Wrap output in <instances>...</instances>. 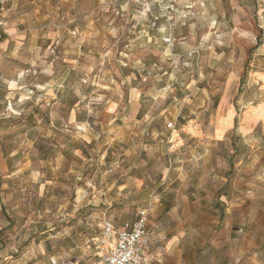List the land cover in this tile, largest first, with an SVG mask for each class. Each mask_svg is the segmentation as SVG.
Masks as SVG:
<instances>
[{
    "label": "rangeland",
    "instance_id": "1",
    "mask_svg": "<svg viewBox=\"0 0 264 264\" xmlns=\"http://www.w3.org/2000/svg\"><path fill=\"white\" fill-rule=\"evenodd\" d=\"M261 102L264 0H0V264H96L147 207L151 264H264Z\"/></svg>",
    "mask_w": 264,
    "mask_h": 264
},
{
    "label": "built area",
    "instance_id": "2",
    "mask_svg": "<svg viewBox=\"0 0 264 264\" xmlns=\"http://www.w3.org/2000/svg\"><path fill=\"white\" fill-rule=\"evenodd\" d=\"M172 127V124L168 125ZM149 207L138 210L135 219L116 228L110 220L102 222L101 256L96 264H150ZM112 238L111 243L107 240ZM51 264L59 263L51 259Z\"/></svg>",
    "mask_w": 264,
    "mask_h": 264
},
{
    "label": "crops",
    "instance_id": "3",
    "mask_svg": "<svg viewBox=\"0 0 264 264\" xmlns=\"http://www.w3.org/2000/svg\"><path fill=\"white\" fill-rule=\"evenodd\" d=\"M255 76H256V73L253 74V78L255 80ZM18 81H19V78H12L10 80H8V83L11 84V86H14V87H11L10 89H8L9 91H19L21 90L19 87V84H18ZM25 100H27L29 97L25 96L24 97ZM236 114H234L232 116V120H231V126L233 128V124H234V118H235ZM171 124V123H168V125ZM258 125H261L262 127V138L264 140V103H257V104H253L249 107H246L241 109V114L239 116V128L238 130L240 132H244V133H251L253 132V130L256 128V126ZM168 128H170L168 126ZM105 220H110V219H106V218H103L102 222L105 221ZM112 223L113 221L110 220ZM102 224V223H101ZM114 225V224H113ZM116 228H119L121 227L120 226H116L114 225ZM148 229H149V232H150V247H149V254H150V258H153L151 256V251H152V247H153V237H152V224L150 222V220H148ZM102 238V236H101ZM101 238L97 240V249H98V258L101 256V244H100V241H101ZM109 243H111L112 241V238L108 239L107 240ZM152 263V259H151V262L150 264Z\"/></svg>",
    "mask_w": 264,
    "mask_h": 264
},
{
    "label": "clouds",
    "instance_id": "4",
    "mask_svg": "<svg viewBox=\"0 0 264 264\" xmlns=\"http://www.w3.org/2000/svg\"><path fill=\"white\" fill-rule=\"evenodd\" d=\"M124 7L127 8V5H125ZM148 8H149V5L145 4V5H144V12H147V11H148ZM144 12H141V13L139 14V17H138L137 19H139V18H143V17H144ZM160 31L163 32L164 29L161 28ZM22 75H23V74H22ZM77 94L79 95V93H77ZM103 99H104L103 97H101V96H97V97H95L94 100L90 101L89 103H90V104L99 103V102H100L101 100H103ZM115 107H116V105L113 104V105H111V107H109L107 110H108L109 112L115 111ZM89 111H91V109H89ZM80 127H81V128H86V125H82V126H80Z\"/></svg>",
    "mask_w": 264,
    "mask_h": 264
},
{
    "label": "trees",
    "instance_id": "5",
    "mask_svg": "<svg viewBox=\"0 0 264 264\" xmlns=\"http://www.w3.org/2000/svg\"><path fill=\"white\" fill-rule=\"evenodd\" d=\"M258 44V43H257Z\"/></svg>",
    "mask_w": 264,
    "mask_h": 264
}]
</instances>
